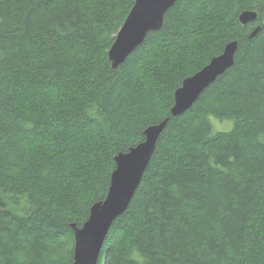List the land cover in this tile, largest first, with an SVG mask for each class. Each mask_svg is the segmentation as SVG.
I'll return each mask as SVG.
<instances>
[{"label":"trees","instance_id":"16d2710c","mask_svg":"<svg viewBox=\"0 0 264 264\" xmlns=\"http://www.w3.org/2000/svg\"><path fill=\"white\" fill-rule=\"evenodd\" d=\"M133 1L0 0V264H72L70 224L166 116L97 264H264L263 0H177L111 69ZM232 40L233 65L171 116L182 80ZM209 117L233 127L212 135Z\"/></svg>","mask_w":264,"mask_h":264},{"label":"water","instance_id":"95a60500","mask_svg":"<svg viewBox=\"0 0 264 264\" xmlns=\"http://www.w3.org/2000/svg\"><path fill=\"white\" fill-rule=\"evenodd\" d=\"M177 0H134L132 7L118 29L107 52L111 69H116L140 44L149 32L163 26L164 15ZM264 6V0L262 2ZM257 18L255 9H245L238 14V21L247 24ZM253 27L248 38L259 31ZM238 47L237 40L229 41L218 55L212 57L200 70L182 80L174 91L170 115L177 116L188 109L215 79L234 63ZM169 116L143 131V140L129 148L126 153L114 156L116 168L111 172L104 199L94 202L87 219L80 227L72 223V264H97L103 241L113 220L128 206L145 168L154 152L156 141L164 129Z\"/></svg>","mask_w":264,"mask_h":264},{"label":"rangeland","instance_id":"374dc122","mask_svg":"<svg viewBox=\"0 0 264 264\" xmlns=\"http://www.w3.org/2000/svg\"><path fill=\"white\" fill-rule=\"evenodd\" d=\"M214 56L215 55L211 56V58ZM209 121H210L211 127H212V135H214L218 132L229 131L233 127L231 120H218L215 117H209Z\"/></svg>","mask_w":264,"mask_h":264},{"label":"bare ground","instance_id":"6f19581e","mask_svg":"<svg viewBox=\"0 0 264 264\" xmlns=\"http://www.w3.org/2000/svg\"><path fill=\"white\" fill-rule=\"evenodd\" d=\"M133 2H134V1H133ZM262 2H263V1H262ZM132 5H133V4H132ZM131 7H132V6H131ZM129 10H130V9H129ZM128 12H129V11H128ZM127 14H128V13H127ZM164 16H165V15H164ZM124 19H125V18H124ZM123 21H124V20H123ZM163 21H164V20H163ZM122 23H123V22H122ZM121 25H122V24H121ZM119 28H120V27H119ZM117 31H118V30H117ZM116 33H117V32H116ZM115 35H116V34H115ZM114 38H115V36H114ZM113 41H114V40H113ZM112 43H113V42H112ZM140 45H141V44H140ZM224 46H225V45H224ZM109 48H110V47H109ZM136 48H137V47H136ZM136 48H135V49H136ZM223 48H224V47H223ZM135 49H134V50H135ZM134 50H133V51H134ZM222 50H223V49H222ZM133 51H132V52H133ZM107 52H108V51H107ZM221 52H222V51H221ZM108 62H109V61H108ZM110 68H111V67H110ZM200 69H201V68H200ZM200 69H199V70H200ZM196 72H197V71H196ZM192 75H193V74H192ZM187 77H188V76H187ZM181 83H182V82H181ZM173 97H174V96H173ZM148 126H151V124L148 125ZM148 126H147V127H148ZM147 127H145L144 130H145ZM144 130H143V131H144ZM129 148H130V147H129ZM129 148H128V150H126V151H120V152H118V153H126V152L129 151ZM147 165H148V164H147ZM115 168H116V163H115V161H114V168H113V170H114ZM145 169H146V168H145ZM113 170H112V171H113ZM70 226H71V224H70ZM71 228H72V227H71Z\"/></svg>","mask_w":264,"mask_h":264},{"label":"clouds","instance_id":"9594fccd","mask_svg":"<svg viewBox=\"0 0 264 264\" xmlns=\"http://www.w3.org/2000/svg\"><path fill=\"white\" fill-rule=\"evenodd\" d=\"M133 255H134V258L137 260L142 259V257H140L138 253H134Z\"/></svg>","mask_w":264,"mask_h":264}]
</instances>
